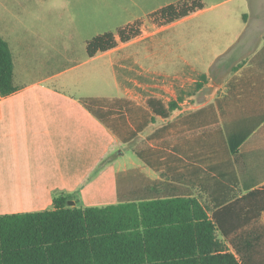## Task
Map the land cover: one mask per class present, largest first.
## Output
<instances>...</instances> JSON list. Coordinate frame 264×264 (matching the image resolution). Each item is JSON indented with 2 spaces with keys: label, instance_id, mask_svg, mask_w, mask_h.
I'll return each mask as SVG.
<instances>
[{
  "label": "crops",
  "instance_id": "1",
  "mask_svg": "<svg viewBox=\"0 0 264 264\" xmlns=\"http://www.w3.org/2000/svg\"><path fill=\"white\" fill-rule=\"evenodd\" d=\"M137 3L131 7L138 9ZM124 12L132 18L128 25L139 21L137 10ZM106 18L104 14L99 24ZM250 22L246 16L249 27ZM148 23L137 39L89 58L122 54L119 63L128 74L119 83L125 88L124 100L99 115L85 103L91 96L79 89L88 76L94 77L89 73L93 67L67 80L53 71L24 79L21 73L41 72L42 66L18 67L17 54H66L77 44L87 47L98 35L83 19L74 20L71 34L56 29L53 36L35 35L14 45L0 33L13 53L14 83L19 87L10 96H0V216L51 210L58 196L78 207L116 204L118 176L127 170L117 168L116 162L122 148L135 142L143 160L137 169L146 178L196 198L222 222L239 215L240 224L249 229L261 210L264 221V59L258 58L264 31H241L227 48H239L238 55L246 59L223 68L212 65L211 72L203 74V87L172 100L181 99L178 108L162 117L146 106L155 96L141 101V91L163 88L150 76L151 68L139 64L142 51L145 60L157 63L154 45L130 51L158 32ZM215 70L230 73L216 79ZM68 86L82 93L62 89ZM242 199L246 202H239ZM229 200L234 201L226 203Z\"/></svg>",
  "mask_w": 264,
  "mask_h": 264
},
{
  "label": "trees",
  "instance_id": "2",
  "mask_svg": "<svg viewBox=\"0 0 264 264\" xmlns=\"http://www.w3.org/2000/svg\"><path fill=\"white\" fill-rule=\"evenodd\" d=\"M203 9L202 0H185L161 8L150 19L165 27ZM142 25L137 21L117 33L94 37L87 43L88 57L137 39ZM258 58L264 59V49ZM14 69L11 48L0 36L1 97L19 90ZM206 81L207 76L202 75L195 90ZM180 100L165 105L151 98L147 107L166 117L178 108ZM85 103L100 114L96 101ZM68 201L58 196L51 210L0 216V264H264L259 252L262 236L255 228L263 210L254 224L244 229L239 215L222 222L196 198L183 191H169L140 172L136 176L127 173L125 179L118 176L116 204L78 207L69 206Z\"/></svg>",
  "mask_w": 264,
  "mask_h": 264
},
{
  "label": "rangeland",
  "instance_id": "3",
  "mask_svg": "<svg viewBox=\"0 0 264 264\" xmlns=\"http://www.w3.org/2000/svg\"><path fill=\"white\" fill-rule=\"evenodd\" d=\"M135 1L138 2V9L131 7ZM183 1L185 0H0V33L13 45L35 35L53 36L55 34L53 30L56 29H64L65 34H71L76 18L83 19L86 25L89 24L93 35L117 33L132 19L124 9L130 8L133 12L137 10L134 13L139 17V21H143V25L148 27L149 20L154 25L153 30H159L152 39L132 47L130 51L133 52L135 49L142 51L151 43L154 45L157 63L145 60L146 52L142 51L139 64L151 68L150 76L153 74L154 79L163 86L141 91L143 95L141 101L155 96L167 105L178 97H187L188 92L195 90L194 79L199 81L201 75L209 74L212 65L223 68L235 60L244 61L246 56L238 55L239 48L232 50L227 48L241 31L247 32L251 28L258 33L264 31V0H202L203 10L165 27H160L159 22L150 19L152 11ZM104 14H107L108 20L99 24L103 21L101 18ZM246 16L251 18L250 27L245 23ZM17 58L20 60L18 62L20 69L22 64L34 70L42 66L41 72L33 71L27 76L21 73L24 79L39 77V74L44 75L53 71L54 74L62 73L60 80H67L74 76L75 78L82 76L86 73L85 70L93 67L94 70H90L89 73L92 72L94 77L88 76L90 79L82 81L83 88L79 89L86 90L83 95L91 96L87 98L88 101H96L100 113L113 102L125 98V88L119 84L128 75L119 63L122 54L89 60L86 47L77 44L66 54L27 56L17 54ZM111 64L112 71L108 72ZM228 73L230 72L215 70L212 77L223 78L224 74ZM62 89L69 93L80 92L69 86ZM134 147L135 142L122 148L123 155L117 159V168L127 167L126 171L119 173L122 179H125L127 173L129 176H136L139 171L137 166L143 164ZM255 228L262 236L259 252L264 254V221L261 219Z\"/></svg>",
  "mask_w": 264,
  "mask_h": 264
},
{
  "label": "water",
  "instance_id": "4",
  "mask_svg": "<svg viewBox=\"0 0 264 264\" xmlns=\"http://www.w3.org/2000/svg\"><path fill=\"white\" fill-rule=\"evenodd\" d=\"M68 205L69 206H74L75 205V202L74 201H68Z\"/></svg>",
  "mask_w": 264,
  "mask_h": 264
}]
</instances>
